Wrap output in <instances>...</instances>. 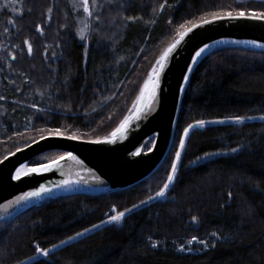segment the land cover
<instances>
[{
	"label": "trees",
	"instance_id": "1",
	"mask_svg": "<svg viewBox=\"0 0 264 264\" xmlns=\"http://www.w3.org/2000/svg\"><path fill=\"white\" fill-rule=\"evenodd\" d=\"M97 4L104 7L92 16L85 41L78 38L69 0H19L18 13L0 6V160L39 139L37 129L60 128L82 140L109 137L131 112L179 24L198 23L217 11H264V0ZM237 115L264 116V50L217 47L190 75L161 165L128 188L45 198L1 222L0 264H264V120L234 124L229 118ZM197 120L225 123L190 131L166 196L134 209L118 225L100 224L106 213L115 214L113 206L123 211L155 195L166 181L183 129ZM211 153L219 154L205 155ZM64 154L44 152L26 165ZM197 157L202 159L192 164ZM69 236L74 239L60 244ZM193 236L209 246L187 245ZM37 244L51 249L50 255H37ZM182 244L185 250L179 251Z\"/></svg>",
	"mask_w": 264,
	"mask_h": 264
},
{
	"label": "water",
	"instance_id": "2",
	"mask_svg": "<svg viewBox=\"0 0 264 264\" xmlns=\"http://www.w3.org/2000/svg\"><path fill=\"white\" fill-rule=\"evenodd\" d=\"M204 44H208L209 48L193 62L195 52ZM222 46L264 50V22L224 19L194 29L169 58L161 75L157 98L150 104L145 102L146 106L139 119L135 118L136 112L132 108L128 115L133 119L123 136L118 137L115 143L96 144L89 142L93 140H69L48 135L45 140L37 139L38 143L26 144L30 147H20L21 152L15 150L6 155L7 160L5 157L0 160L3 161L0 163V223L15 218L45 198L108 194L128 188L150 176L164 161L171 147L180 104L189 81H185L184 76L190 78L201 58ZM189 65L192 66L191 72L188 71ZM137 149H140L141 154L132 156L131 153ZM55 150L71 152L75 159L65 157L47 172L21 175L20 180L12 179L21 165L44 152ZM49 163L51 161L44 164ZM69 178L79 180L80 183L67 188L57 187L60 181ZM40 185L52 191L18 204L9 203L25 192L35 191Z\"/></svg>",
	"mask_w": 264,
	"mask_h": 264
},
{
	"label": "snow or ice",
	"instance_id": "3",
	"mask_svg": "<svg viewBox=\"0 0 264 264\" xmlns=\"http://www.w3.org/2000/svg\"><path fill=\"white\" fill-rule=\"evenodd\" d=\"M108 2L110 3L111 0H108ZM80 5L82 6V10L85 14H87V16L89 18H91L94 15L93 12V6L96 8H103L104 5L102 4H97L96 0H79ZM165 5L161 4L160 7L163 8ZM211 17V19L207 18V17ZM96 19L99 20L100 16L96 15ZM127 19H133L132 17H128ZM241 20V19H246V20H254V21H260V22H264V11H257V10H253V9H249L247 11L245 10H238V11H227V12H222V11H217V12H211V13H206L205 15L201 16L199 18V23H196L192 20H186L183 23L179 24L176 29V36L177 39H175V41L171 44L168 45V47H166L159 55V57L156 59L155 64L152 66L151 70L148 72L147 74V78L144 80L143 82V86L140 88V93L139 95L136 97V102H134L133 105V110L136 112V119H139L141 111L143 109V107L146 106V103H151L153 100H155L157 98V90L160 87V79H161V75L164 73L165 68L167 66V63L169 61V58L173 56L174 53L177 52L178 46L181 45L182 42L185 41V38L189 36L190 33H192L194 31V29H198V28H202L205 25H210L213 24L217 21L220 20ZM169 23L171 24L172 21H169ZM88 25L85 24V28H87ZM37 31L41 32L42 29L40 28V26H37ZM80 39L83 41L85 39V35L83 34V30L80 34ZM255 43V42H252ZM25 44L28 45V54L31 55L32 54V46L31 44H29L28 41H25ZM209 48L208 44H204L203 47L199 48L198 51L195 52V55L192 57L193 62H195L197 60L198 57H200L206 49ZM13 59H15V57H13ZM188 71L191 72L192 71V66L189 65L188 66ZM189 79V77L187 75L184 76V80L187 81ZM181 90H183L182 86H181ZM4 99L3 97H0V100ZM35 107V106H33ZM37 111H40L39 109ZM109 119H111V117H109ZM133 119V117L131 115L125 116L123 118V120L120 121L119 125L110 133V138H105L103 140L101 139H96L93 141H89L90 143H96V144H100V143H115L116 139L118 137L123 136L124 132L127 130L131 120ZM252 120V119H260V120H264V116H260V117H252V116H233L230 117L229 120L234 123V124H242L245 120ZM215 123H219V124H223L225 123V120H209V121H205V120H197L194 123L188 124L187 127H185L183 129V134L180 136L179 138V144L176 147L175 150V155H174V159L171 162V167H170V171L167 174V178L166 181L163 183V186L159 188V190L155 193V196H148L146 200H141L139 202V204H133L131 208H125L123 211H118L116 209L115 206H113L112 208V212L115 214H109L106 213L105 215L107 216V219L105 220H101L100 224H120L121 221L126 217V215L128 213H131L134 209L140 207L141 205L147 204L152 200L155 199H160V198H164L166 196L167 191L169 190V188L172 186V184L174 183L176 176H177V170H178V163L181 161V156H182V151L185 148L186 145V138L189 136V133L191 130L195 129V128H204L207 124H215ZM37 131L40 133V140H45L47 137L43 134L45 131H47L49 133V136H54L57 138H64V139H69V140H79L80 137L77 133H72L71 135H66L65 133H63L61 131L60 128H49L47 130L45 129H37ZM17 135H19V133H17ZM33 143H38V141L33 140ZM26 147H30V145H25ZM17 152H21L22 149L17 147L16 149ZM149 151H151V149H149ZM232 152H236L238 151L237 148H232L231 149ZM141 154L140 149H137L136 151L132 152L131 155L136 157L139 156ZM214 154H219V153H211V154H205V155H214ZM14 155V153H13ZM65 157L70 158V159H75V157H73L71 152L65 153L64 155H61L60 157L54 159L51 161V163L49 164H43L40 165L38 167H33L30 169L25 170V166L21 165L20 168L16 169L15 174L12 176L13 180H20L21 179V175H30L32 173H42V172H47L49 170H51V168L59 163V160L65 159ZM5 160L8 159L7 156H5L4 158ZM202 159V157H197L195 160L191 161L192 164H196L198 163L200 160ZM3 161H0V163H2ZM63 174V173H62ZM97 180H99V178H96ZM74 183H80L79 180H72L71 178L69 179H65L62 180L58 183L57 187L60 188H67L70 187L71 185H73ZM52 189L46 188L44 185H40V187L38 189H36L35 191H29V192H25L23 195L16 197L15 201H10V204H18L21 201H26L29 200L30 198L33 197H39L42 193H49L51 192ZM231 196V193H229V197ZM191 221L192 223H197L198 222V217L197 216H192L191 217ZM100 225H93V228H97ZM89 229H84L83 232H77L75 235L76 236H81L83 235L85 232H88ZM211 235L213 237H217L218 238V234L216 232H212ZM74 239V237L69 236L67 238V240H62L60 241V244H65L68 241ZM151 239V238H149ZM187 245H193V244H200L203 245L204 248H207L208 242L206 240L203 239H199L196 236L191 237V239L186 241ZM158 245L156 242H152L151 247L152 248H156ZM213 248L215 247V244L211 245ZM52 249L56 248L57 245L53 244ZM179 251H184L185 250V245L182 244L180 245V247L178 248ZM51 249L49 248H42L40 247L38 244L35 246V253L37 255H41V256H45L48 257L50 255ZM35 256L29 257V260H34ZM21 264H23V262H21Z\"/></svg>",
	"mask_w": 264,
	"mask_h": 264
},
{
	"label": "rangeland",
	"instance_id": "4",
	"mask_svg": "<svg viewBox=\"0 0 264 264\" xmlns=\"http://www.w3.org/2000/svg\"><path fill=\"white\" fill-rule=\"evenodd\" d=\"M69 1H70V4H71L72 8H73V11L76 14L75 15V17H76L75 19L77 21L78 38L80 39V34H81L82 30H83V34L85 35V39L83 41H85L86 40V33L88 31L89 24H90V21H91L92 17L89 18L87 16V14H85L83 12L82 6L80 5L79 0H69ZM90 3H91V0H90ZM96 3H97V0H96ZM0 6L7 7L8 9L10 8L14 13H18L19 12V0H0ZM96 11H97V8L93 6V12L95 13ZM85 24L88 25L87 28H85ZM148 146H147V148H148ZM23 165L25 166V170L31 168L30 166H27L26 164H23Z\"/></svg>",
	"mask_w": 264,
	"mask_h": 264
}]
</instances>
